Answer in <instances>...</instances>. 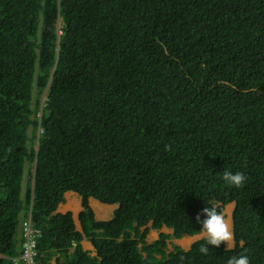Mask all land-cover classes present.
Here are the masks:
<instances>
[{
  "label": "trees",
  "instance_id": "1",
  "mask_svg": "<svg viewBox=\"0 0 264 264\" xmlns=\"http://www.w3.org/2000/svg\"><path fill=\"white\" fill-rule=\"evenodd\" d=\"M72 191L82 231L57 212ZM230 204L233 249L167 251L202 233L204 207L226 219ZM241 254L264 264V0H0V264Z\"/></svg>",
  "mask_w": 264,
  "mask_h": 264
},
{
  "label": "clouds",
  "instance_id": "2",
  "mask_svg": "<svg viewBox=\"0 0 264 264\" xmlns=\"http://www.w3.org/2000/svg\"><path fill=\"white\" fill-rule=\"evenodd\" d=\"M246 180H247V177L242 171H236V172L224 171L223 172V181L226 184H228L234 188L242 187L245 184ZM80 205H81V199H80ZM60 206H59V208H60ZM59 208L57 210L58 213H60ZM81 208H82V206H81ZM80 212H78V220H79ZM225 213H226V210H225ZM225 213H224V215L226 216ZM201 216L203 217V219H201ZM73 219L75 221L77 230L82 231L81 224L78 225L76 222V217L73 216ZM195 222L200 225V230H202V233L205 235L208 246L218 247L222 243L228 242L232 239V232H231L229 225L226 222L224 216L221 213H219L213 207H204L202 209V212L197 214V216L195 217ZM79 223H80V221H79ZM22 231L25 234L24 228H22ZM85 241H87V240L85 239L82 242V246H83L84 250H86L84 247ZM87 242L92 248L93 246L91 245V243L89 241H87ZM92 249L94 250V247ZM86 251H88V250H86ZM208 251H209V247L201 248V252H208ZM88 252H90V251H88ZM94 252H95V250H94ZM95 256H96V253H95L94 257ZM227 264H250V259H249L248 255L241 254V255L233 256V257L229 258L227 260Z\"/></svg>",
  "mask_w": 264,
  "mask_h": 264
},
{
  "label": "rangeland",
  "instance_id": "3",
  "mask_svg": "<svg viewBox=\"0 0 264 264\" xmlns=\"http://www.w3.org/2000/svg\"><path fill=\"white\" fill-rule=\"evenodd\" d=\"M35 145H36V149H38L37 144H35ZM33 168H34L33 165L28 166V168H27V175H26L27 178H29L28 176H30V172H33ZM72 194L73 195H71L69 197V199L67 201H65V203L63 205L64 211L62 213L71 212L72 213V216L76 217L77 214H78V212H76L77 211V208H78V204H79V200L78 199H80V197H79V195L75 191H72ZM92 203H93V205H92ZM71 206H72V208H71ZM91 206H92V208H93V210H94V212L96 214V218L98 220H100V221H105V220L111 219L113 217V215H114L115 210L118 207L117 205L102 204V203L98 202L97 200H95L93 198H92ZM232 206H233V210H234V206L235 205L230 204V205H228L226 207V211L231 210L232 209ZM68 208H70V210H67ZM225 220L228 223L229 228H230V230L232 232V239L230 241H228V242H225L226 243V248L227 249H233L234 246H235L234 238H233V222L229 219V217H228L227 214H226V219ZM150 227H151V225H150ZM161 233H166V234L172 235L173 231L171 229H168V228H163L161 231L160 230L158 231V230L151 229L150 230V233H149V235L147 237V243L148 244H152L155 241H157L159 239V235ZM203 238H206L203 233L202 234H199V235H196V236H193V237H191V236H184L180 240L171 238L168 241V249H167V251H169V252L173 251L174 247H176V246H179L182 249H184L185 251H188V250H190L191 246L195 242H197V241H199V240H201ZM84 247H85L86 250L90 251V253H91L92 256L95 255V252L92 249L93 247L91 248V246L88 244L87 241H85Z\"/></svg>",
  "mask_w": 264,
  "mask_h": 264
},
{
  "label": "built area",
  "instance_id": "4",
  "mask_svg": "<svg viewBox=\"0 0 264 264\" xmlns=\"http://www.w3.org/2000/svg\"><path fill=\"white\" fill-rule=\"evenodd\" d=\"M24 232H25V235H28V237H29V235L32 234V231L30 230V226L25 227V228H24ZM25 245H28V243L26 242ZM28 247H29V250H28V252L25 254L24 258L27 260V262H30L31 259H32V257H33V252L31 251V247H32V245H28Z\"/></svg>",
  "mask_w": 264,
  "mask_h": 264
},
{
  "label": "crops",
  "instance_id": "5",
  "mask_svg": "<svg viewBox=\"0 0 264 264\" xmlns=\"http://www.w3.org/2000/svg\"><path fill=\"white\" fill-rule=\"evenodd\" d=\"M71 195H73L72 192H69V193L66 194V201L69 199V197H70ZM78 200H79V204H78V208H77V211H76V212H80V211L82 210L81 205H80V199H78ZM91 202H92V199H90V203H91ZM63 205H64V204H62V205L60 206V208H59V212H60V213H62V212L64 211V207H63ZM92 205H93V203H92ZM67 210H70V208H68ZM63 214H65V213H63ZM76 222H77V221H76ZM77 224L80 225V223H78V222H77Z\"/></svg>",
  "mask_w": 264,
  "mask_h": 264
},
{
  "label": "bare ground",
  "instance_id": "6",
  "mask_svg": "<svg viewBox=\"0 0 264 264\" xmlns=\"http://www.w3.org/2000/svg\"><path fill=\"white\" fill-rule=\"evenodd\" d=\"M73 206V205H72ZM72 206H71V208H72ZM114 208V207H113ZM233 210V206H232V209L231 210H229V211H226V214L228 215V217H229V219L232 221V211ZM101 213V212H100ZM108 214V213H107ZM101 218V217H100ZM76 221L79 223V220H78V214H77V216H76Z\"/></svg>",
  "mask_w": 264,
  "mask_h": 264
},
{
  "label": "water",
  "instance_id": "7",
  "mask_svg": "<svg viewBox=\"0 0 264 264\" xmlns=\"http://www.w3.org/2000/svg\"><path fill=\"white\" fill-rule=\"evenodd\" d=\"M234 205V204H233Z\"/></svg>",
  "mask_w": 264,
  "mask_h": 264
}]
</instances>
